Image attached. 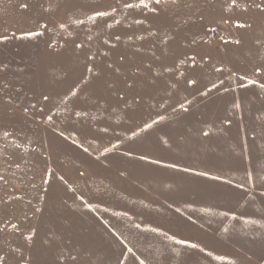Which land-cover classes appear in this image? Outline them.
<instances>
[{"label":"rangeland","instance_id":"obj_1","mask_svg":"<svg viewBox=\"0 0 264 264\" xmlns=\"http://www.w3.org/2000/svg\"><path fill=\"white\" fill-rule=\"evenodd\" d=\"M262 85L264 0H0V264H264Z\"/></svg>","mask_w":264,"mask_h":264},{"label":"snow or ice","instance_id":"obj_2","mask_svg":"<svg viewBox=\"0 0 264 264\" xmlns=\"http://www.w3.org/2000/svg\"><path fill=\"white\" fill-rule=\"evenodd\" d=\"M157 2H159V0H157ZM97 15L98 16H104V15H106V13H104V12H98ZM242 26L243 25H241V27ZM262 87H264V85H262ZM176 243L185 244V241L184 240H176ZM187 246L190 247V248H193V249L199 247L197 244H194V243L193 244H188ZM201 251H202V249H201ZM209 255H211V253H209ZM141 264H143V262H141Z\"/></svg>","mask_w":264,"mask_h":264}]
</instances>
